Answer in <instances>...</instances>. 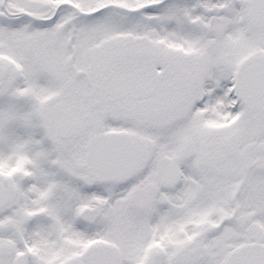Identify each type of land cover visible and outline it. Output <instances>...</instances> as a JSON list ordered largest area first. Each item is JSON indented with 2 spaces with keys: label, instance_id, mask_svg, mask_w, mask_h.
<instances>
[{
  "label": "snow or ice",
  "instance_id": "obj_1",
  "mask_svg": "<svg viewBox=\"0 0 264 264\" xmlns=\"http://www.w3.org/2000/svg\"><path fill=\"white\" fill-rule=\"evenodd\" d=\"M0 264H264V0H0Z\"/></svg>",
  "mask_w": 264,
  "mask_h": 264
}]
</instances>
